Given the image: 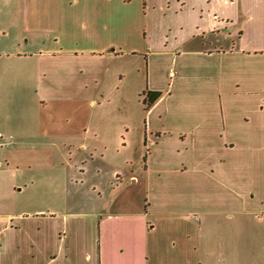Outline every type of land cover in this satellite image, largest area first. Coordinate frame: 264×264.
Here are the masks:
<instances>
[{
	"label": "crops",
	"instance_id": "crops-1",
	"mask_svg": "<svg viewBox=\"0 0 264 264\" xmlns=\"http://www.w3.org/2000/svg\"><path fill=\"white\" fill-rule=\"evenodd\" d=\"M0 133L3 185L30 193L0 212V264H233L240 228L264 238V0H0ZM112 153L140 207L34 208L99 189Z\"/></svg>",
	"mask_w": 264,
	"mask_h": 264
},
{
	"label": "rangeland",
	"instance_id": "rangeland-1",
	"mask_svg": "<svg viewBox=\"0 0 264 264\" xmlns=\"http://www.w3.org/2000/svg\"><path fill=\"white\" fill-rule=\"evenodd\" d=\"M106 100L107 97H103V100L99 102L101 105L99 108H96V111L107 115L109 110L105 108L107 105ZM110 101H114V95H112V99H110ZM127 101L132 104L135 103L133 94L127 95ZM75 146L76 145L74 143H64V145L59 147L62 156V162L64 164L66 163L67 159L71 158V156L75 157L81 153L77 151ZM2 149L3 148L0 147V153L2 152ZM127 157L129 158V154ZM122 161L123 157H119L114 153L110 154L109 157H104L103 159L96 158L94 162L91 164L89 163V166L98 168L97 170L100 171V177L104 182L103 186L99 187V189L96 191H92V189L89 187L87 177L85 180L83 178V184L80 183L81 180H79V177H77L78 184H72L71 186H68L67 190H60L58 188L47 190V196L52 197L50 199H46L45 202L36 204L34 208L44 211L57 212L63 210L64 208H70L71 210H77L78 212L88 213L95 211L98 208L97 203L100 201L104 203L109 200L116 201V203L123 201L129 208L140 207L143 200L146 198L147 193L141 184H132L126 181L122 185H118L117 182L115 183L113 180L111 181L112 170L119 166V164L122 165ZM86 167H83V169ZM56 175H59V173H56ZM10 176L11 172L6 171L5 165H3V168L0 170V182H2L0 185V212L4 211L6 205L11 206L12 203L16 205L14 209L18 210L20 208L19 205H22V202L25 203L26 197L30 195V193L26 190L22 195H20L9 189L6 185H3L8 182V178L10 179ZM75 176H79V174H77V172L74 173L72 180L75 179ZM110 182H114V184L109 185L111 184ZM63 193L66 194L67 199L72 200H70L69 205L64 207L61 205V203L56 201L57 198H62ZM224 240L226 241V239ZM208 242L210 243V240H208ZM262 242H264L263 237H258L256 234L253 235L252 231L247 229V227L240 228L237 242L234 240L233 243V264H264V247L262 246ZM208 264H212L211 261H209ZM220 264L230 263H226L224 260V262Z\"/></svg>",
	"mask_w": 264,
	"mask_h": 264
},
{
	"label": "trees",
	"instance_id": "trees-1",
	"mask_svg": "<svg viewBox=\"0 0 264 264\" xmlns=\"http://www.w3.org/2000/svg\"><path fill=\"white\" fill-rule=\"evenodd\" d=\"M160 97V93L158 92H147L144 95V105L146 108L151 106L158 98Z\"/></svg>",
	"mask_w": 264,
	"mask_h": 264
},
{
	"label": "built area",
	"instance_id": "built-area-1",
	"mask_svg": "<svg viewBox=\"0 0 264 264\" xmlns=\"http://www.w3.org/2000/svg\"><path fill=\"white\" fill-rule=\"evenodd\" d=\"M11 139V136H4L0 133V147L6 145Z\"/></svg>",
	"mask_w": 264,
	"mask_h": 264
}]
</instances>
